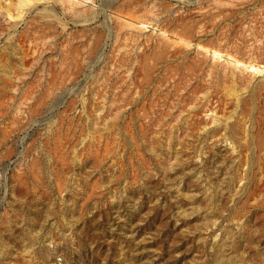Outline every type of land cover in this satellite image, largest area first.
<instances>
[{
    "label": "rangeland",
    "instance_id": "374dc122",
    "mask_svg": "<svg viewBox=\"0 0 264 264\" xmlns=\"http://www.w3.org/2000/svg\"><path fill=\"white\" fill-rule=\"evenodd\" d=\"M0 264H264V0H0Z\"/></svg>",
    "mask_w": 264,
    "mask_h": 264
},
{
    "label": "bare ground",
    "instance_id": "6f19581e",
    "mask_svg": "<svg viewBox=\"0 0 264 264\" xmlns=\"http://www.w3.org/2000/svg\"><path fill=\"white\" fill-rule=\"evenodd\" d=\"M214 53L215 54H220V55H222L221 53H218V52H216V51H214ZM219 57V56H218ZM229 58V57H228ZM231 58V57H230ZM232 60H233V58H231ZM230 61V60H229ZM237 63H239L237 60H235Z\"/></svg>",
    "mask_w": 264,
    "mask_h": 264
}]
</instances>
